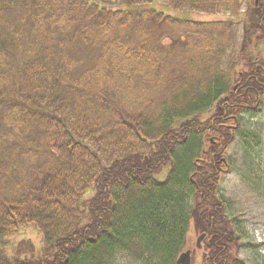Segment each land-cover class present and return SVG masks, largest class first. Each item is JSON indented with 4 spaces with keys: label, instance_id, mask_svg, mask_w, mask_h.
Wrapping results in <instances>:
<instances>
[{
    "label": "trees",
    "instance_id": "trees-1",
    "mask_svg": "<svg viewBox=\"0 0 264 264\" xmlns=\"http://www.w3.org/2000/svg\"><path fill=\"white\" fill-rule=\"evenodd\" d=\"M158 1L240 15L224 73L229 33H193ZM254 1L0 0V264H176L190 224L206 234L203 264H236L241 233L218 189L240 115L264 99ZM30 225L42 252L15 251Z\"/></svg>",
    "mask_w": 264,
    "mask_h": 264
},
{
    "label": "rangeland",
    "instance_id": "rangeland-1",
    "mask_svg": "<svg viewBox=\"0 0 264 264\" xmlns=\"http://www.w3.org/2000/svg\"><path fill=\"white\" fill-rule=\"evenodd\" d=\"M154 5H158L154 8L159 11L176 19L187 21L186 26L193 33L202 31L201 29H204L205 26L208 28L209 23L215 25L219 31L229 33L230 41L224 57L222 56L223 59L216 62L217 70L219 69L220 73H224L228 69L231 58L239 52L242 46L243 23L240 15L175 12L170 7L167 8V4L162 1H158ZM246 5V0H242L241 10H244ZM150 8L152 6H147V4L137 7L140 11ZM168 27L170 28L169 25ZM263 45L264 43L261 47ZM207 117L204 115L201 118L206 119ZM227 156L230 171L222 177L218 197L226 206V215L234 219L235 226L241 233L240 246L237 247L236 252L238 257L236 264H264V99L260 108L247 109L240 115L239 129L235 132L234 141L228 147ZM198 238L199 234L195 233L193 225L190 224L187 249L192 252V264H203L204 243L202 247L197 248ZM42 241L43 238L38 227L30 225L19 233L11 245L15 247L16 251L18 245L25 243L27 249L29 246H34L37 251L42 252ZM25 252L29 254L28 251ZM10 254H13V250ZM113 264H140V262L120 253L114 258Z\"/></svg>",
    "mask_w": 264,
    "mask_h": 264
},
{
    "label": "bare ground",
    "instance_id": "bare-ground-1",
    "mask_svg": "<svg viewBox=\"0 0 264 264\" xmlns=\"http://www.w3.org/2000/svg\"><path fill=\"white\" fill-rule=\"evenodd\" d=\"M210 140H212L213 141V138H211ZM201 143H202V141L201 140H193V141H191L190 142V145H188V147L186 148V150H184V153H187V154H190V152H191V154H195L196 152H197V150H198V147L199 146H201ZM213 143V142H212ZM188 150H190V151H188ZM167 177V173H164V175H162L161 176V178H160V176H157V177H155L157 180H159V181H164V179ZM202 235H205V238H206V234H202ZM205 238L203 239V241H202V243H201V247L203 246V243H204V240H205ZM198 248V247H197ZM187 251H191V250H188V249H185L182 253H185V252H187ZM181 253V254H182ZM180 254V255H181ZM177 261H178V259H177ZM177 261H176V264H177Z\"/></svg>",
    "mask_w": 264,
    "mask_h": 264
},
{
    "label": "water",
    "instance_id": "water-1",
    "mask_svg": "<svg viewBox=\"0 0 264 264\" xmlns=\"http://www.w3.org/2000/svg\"><path fill=\"white\" fill-rule=\"evenodd\" d=\"M259 1H256V6L258 5ZM205 238V235H201L198 240H197V247L200 248L201 247V243L203 241V239ZM191 251H187L185 253H182L177 261V264H192V259H191Z\"/></svg>",
    "mask_w": 264,
    "mask_h": 264
},
{
    "label": "flooded vegetation",
    "instance_id": "flooded-vegetation-1",
    "mask_svg": "<svg viewBox=\"0 0 264 264\" xmlns=\"http://www.w3.org/2000/svg\"><path fill=\"white\" fill-rule=\"evenodd\" d=\"M263 47H264V45H263Z\"/></svg>",
    "mask_w": 264,
    "mask_h": 264
}]
</instances>
